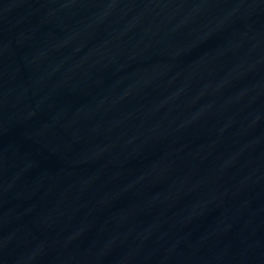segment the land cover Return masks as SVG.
Returning a JSON list of instances; mask_svg holds the SVG:
<instances>
[{"label":"water","instance_id":"water-1","mask_svg":"<svg viewBox=\"0 0 264 264\" xmlns=\"http://www.w3.org/2000/svg\"><path fill=\"white\" fill-rule=\"evenodd\" d=\"M0 264H264V0H0Z\"/></svg>","mask_w":264,"mask_h":264}]
</instances>
